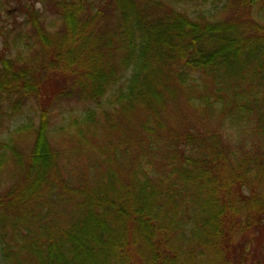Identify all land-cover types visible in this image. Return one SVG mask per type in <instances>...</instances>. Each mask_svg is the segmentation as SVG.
Listing matches in <instances>:
<instances>
[{"label":"trees","instance_id":"trees-1","mask_svg":"<svg viewBox=\"0 0 264 264\" xmlns=\"http://www.w3.org/2000/svg\"><path fill=\"white\" fill-rule=\"evenodd\" d=\"M0 264H264V0H0Z\"/></svg>","mask_w":264,"mask_h":264},{"label":"rangeland","instance_id":"rangeland-1","mask_svg":"<svg viewBox=\"0 0 264 264\" xmlns=\"http://www.w3.org/2000/svg\"><path fill=\"white\" fill-rule=\"evenodd\" d=\"M12 9H15V10H17V7H16V5L15 4H6V8H5V10H8V11H10V10H12ZM41 9H42V7H41ZM44 10V9H43ZM194 11V8H191L190 9V13H192ZM234 12L232 11V10H229V16H231L232 14H233ZM23 22V21H22ZM24 24V23H23Z\"/></svg>","mask_w":264,"mask_h":264}]
</instances>
